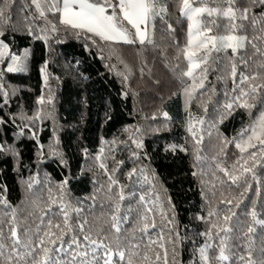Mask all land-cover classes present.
Wrapping results in <instances>:
<instances>
[{
    "label": "snow or ice",
    "instance_id": "6c2138e0",
    "mask_svg": "<svg viewBox=\"0 0 264 264\" xmlns=\"http://www.w3.org/2000/svg\"><path fill=\"white\" fill-rule=\"evenodd\" d=\"M15 2L0 0V177L12 171L23 177L24 172L29 171L28 178H21L20 183L28 194L30 207L23 211L13 207L5 195L7 184L0 183V206L3 208L0 213V264H182L179 257L186 240L193 246V255L198 256L192 264H235V257L240 264H264V236L259 238L258 245L256 238V227L264 229V219L260 218L264 216V72L257 70L245 74L243 71L250 67L249 60L244 58L249 43L253 49L250 59L256 63L254 57L260 55L262 61L258 67L264 69V52L257 43L264 41V0H247L243 7L237 0H175L173 4L177 21L186 22L184 44L173 39L175 69L182 84L187 113L182 126L194 143L193 168L196 170L191 172V176L199 181L201 198L209 205L206 214L201 209L200 214L194 215L193 219L206 227L203 231L197 229L192 238L188 237L187 230L184 234L179 231L171 196L161 198L156 194L160 181L151 168L152 157L145 148V128L139 124L128 125L123 129L127 134L124 140L100 137L99 154L83 143L82 138L72 151L71 141L65 144L62 140L64 126L58 122L56 101L49 83L53 77L49 65L53 62L54 44H64L72 39L80 42L82 49L90 55L113 61L118 58L115 56L117 48L124 45L156 47L157 21L163 26L162 33L175 37L176 27L170 19L168 0H30L23 6L24 14L18 20L14 18ZM38 21H43V24ZM246 21H250L253 28L257 23L261 25L259 34L251 39L246 34L243 23ZM20 37L30 43L16 44ZM32 42L43 45L44 58L38 69L41 91L33 105L28 106L24 95L26 89L10 85L8 77L30 72L34 56ZM105 48L108 55H105ZM181 61L184 62L183 68ZM75 64L76 75L79 76L80 61H75ZM105 67L112 71L117 65L110 62ZM124 67L128 66L125 64ZM210 72L217 74V81L225 82L224 102L218 103L211 117L208 116L207 105L202 102L204 117L193 116L190 111L192 100L201 90L207 91ZM116 75L121 76L122 84L130 78L119 71ZM55 79L59 81L60 78ZM212 87L214 94L215 87ZM121 95L127 99L129 92L124 90ZM208 102H211V97ZM238 108L248 113L249 123L229 137L218 126ZM162 116L164 120L160 126L149 125L148 130L154 134L169 131L172 117L168 111H163ZM144 119L154 121L157 115ZM108 120H111L110 115L105 116V121ZM46 130L47 138L43 136ZM206 137L213 153L210 157L203 155ZM120 145L130 149L128 159L133 165H139L125 174L130 185L136 177L134 183L137 187L130 186L127 192L117 175L125 164L124 159L116 158V148ZM229 147L236 150L230 166L222 164L220 159H227ZM164 151L187 154L188 148L186 144L171 143L165 146ZM77 153L85 161L96 162L106 178L104 184L98 175L94 174L91 179L94 185L106 191L110 208L104 222L106 227H97L86 216L80 215L84 212L82 201L78 200L70 212L71 201L65 200L70 180L74 178L72 160ZM26 158L32 163H25ZM108 159L113 162L111 167L106 162ZM208 161L211 166L205 172ZM49 164L67 172L55 185L59 193L56 197L52 195L53 180L41 167ZM31 168H35V172H31ZM85 171L92 172V168L79 167L80 176ZM206 175L221 185L228 182L236 189H243L241 200L235 202L234 198L221 193L220 204L225 207H211V201L207 200L204 192V185L209 182L204 179ZM145 185L153 194L152 199L146 198L148 192L139 191ZM215 187L213 183L212 188ZM38 189L46 191L47 197L37 195ZM138 192L136 229L147 234L150 228H157L155 217L150 219L148 215L153 213V206L158 205L162 218L158 238L152 240L149 236L150 243L143 251H138L140 243L130 244L122 235L121 227L122 222L128 220V217L120 215L123 202L136 197ZM246 192H252L253 197L243 209L241 219L236 210L240 209ZM89 198L95 201L94 196L85 197V200ZM128 212H133L131 206ZM71 213L76 217L73 218ZM104 215L100 213L101 217ZM165 227L167 236L164 235ZM196 236L204 237L201 244L196 243ZM243 238H247L246 252L242 244L230 243Z\"/></svg>",
    "mask_w": 264,
    "mask_h": 264
},
{
    "label": "trees",
    "instance_id": "16d2710c",
    "mask_svg": "<svg viewBox=\"0 0 264 264\" xmlns=\"http://www.w3.org/2000/svg\"><path fill=\"white\" fill-rule=\"evenodd\" d=\"M174 2L175 0H168L169 11L171 13L170 19L174 27H176L175 37L171 34L166 35L162 33L161 29L163 26L157 21L156 47L151 45L142 47L124 45L117 48L115 53V56L118 57L117 59L107 61L101 60L98 55H90L82 49L80 42L72 39H68L64 44H54V52L52 54L53 62L49 65V71L53 74V77L50 78L49 83L56 101L55 110L58 122L64 126L61 132L62 140L65 144L71 141L72 151L78 147V141L82 138L83 143L88 145L94 153L99 154L100 137L109 140L116 137L124 140L127 138V134L123 133V129L128 125L136 126L139 124L145 128L147 132L143 137L145 148L147 149L148 155L152 157L151 168L158 174L160 181L157 183L156 194L161 198L171 196L172 202L175 204L179 231L184 234L187 230L188 237L192 238L193 233L197 229L203 231L206 227V225L195 221L193 219L194 215L200 214L201 209L206 214L209 205L205 199L201 198V185L199 181L191 176V172L196 170L193 168L194 143L182 126V123L187 119V113L182 96V84L177 77V70L175 69L176 49L173 47V39H178L181 45L184 44L186 40V22L181 23L177 21V12L173 7ZM29 3L30 0H16L13 5L15 19L18 20L23 16V6ZM237 3L240 7H243L247 3V0H237ZM38 23L43 24V21H38ZM243 23L246 25V34L250 39L253 35L259 34L261 28L259 23L256 24L255 28H253L250 21ZM15 43L28 44L30 42L20 37ZM257 43L261 51L264 52V41H257ZM31 46L34 56L30 72L20 76L10 74L8 77L10 85L20 86L26 89L24 95L28 106H32L36 97L40 94L42 84L38 69L44 58L42 44L32 42ZM246 49L244 58L249 60L250 67L247 69H243L242 65L239 67L243 69L245 74H251L257 70L264 72V69H259L258 67L259 62L262 61V57L257 54L254 57L256 63H253V60L250 59L253 57V49L250 43L246 45ZM105 55H108L107 48H105ZM237 59L239 60V58ZM75 61H80L78 65L79 76L76 75L77 66ZM121 61H123V64H121ZM110 62H114L117 68L109 71L105 65ZM70 64L72 65L71 68L69 67ZM125 64L128 66L127 68L124 67ZM180 66L181 68L184 67L183 61L180 62ZM117 71L128 74L130 77L129 80L122 84L121 76L116 75ZM216 75L215 72L209 73L207 91L201 90V92L196 94V98L192 100L190 111L193 116L204 117L205 114L201 107L202 102L208 107L209 117L214 115L218 103L222 104L224 102L223 92L225 90V82L217 81ZM239 75L240 73L238 71L237 80H239ZM55 77H59V81ZM212 86L215 87L214 94ZM230 86L229 83V88ZM124 90L129 92L127 99H124L121 95ZM45 95L47 96V90H45ZM209 97H211L210 103L208 102ZM163 111H168L172 117V122L169 125L170 130L154 134L148 130V126H160L164 120L162 116ZM153 114L157 115L156 120L144 119V117L150 118ZM106 115H110L111 120L106 122ZM248 123V113L238 108L218 127L221 132L232 137L243 127H246ZM45 128H48L47 124ZM43 136L47 138V130L43 133ZM171 143L186 144L188 153L177 152L173 154L171 152H165V146ZM203 147L205 149L203 155L210 157L213 153L209 148V140L207 137L205 138ZM227 152L229 153L227 159H220L222 164L230 166L235 159L234 153L236 150L233 147H229ZM107 154L108 147L106 146L105 156ZM129 154L130 149L125 148L124 145L116 148V158L125 160L121 172L117 175L119 176L120 182L125 185L126 192L130 186L137 187L134 183L136 177H133V183L130 185L125 175L126 172L134 166L139 167V165H133L128 159ZM106 162L110 167L113 164L110 159ZM25 163L31 164L32 162L26 158ZM78 166L84 169L92 168V172L85 171V174L80 176ZM210 166L211 162H206L205 172L208 171ZM4 167L7 168V165H4ZM41 167L50 174L53 180L52 195L56 197L59 193L56 192L55 185L61 180L63 175H67V172L51 164L42 165ZM30 171L35 172V168H31ZM72 172L74 178L70 180L68 185L69 191L65 196V200L71 201L70 212L71 207L77 206V201L80 200L83 202L81 206L84 208V212L80 215L86 216L97 227H106L107 225L104 222L108 219L107 213L110 211L106 191L100 189L99 185H94L91 182L95 174L99 176L102 184L106 183V178L99 171L98 164L94 161L83 160L79 153H77L75 159L72 160ZM28 176L29 171H25L23 177L17 176L12 171L7 176L0 177V183L7 184V192L5 195L9 203L20 211L30 207L28 194L26 193L25 187L20 183L21 178L27 179ZM41 178L43 179V172ZM204 179L209 181L204 185V192L207 200L211 201V207H225L220 204L221 193H225L227 198H234L235 202L241 200L240 193L243 189H236L234 186H230L228 182L221 185L219 181L208 175ZM213 183L216 185L214 189L212 188ZM139 191L148 192L147 199L153 198V194L149 192L147 185L140 188ZM213 192H215V195H213ZM37 195L46 198L48 193L38 189ZM138 195L139 192L136 197H129L123 202L120 215L122 217H128V220L127 222H122L121 227L122 235L127 238L130 244L140 243L141 249L138 251H143L145 245L150 243L149 236L152 240L158 238L162 226V218L159 214L158 205L153 206V213H149L148 215L150 219L153 216L155 217L157 228H150L147 234L140 233L136 229L137 221L135 219V210L139 207ZM262 195H264V192H262ZM93 196L95 197L94 202L91 198L85 200V197ZM252 197V192H246L244 194L243 203H241L240 209L236 210L241 219H243L241 213ZM100 205L104 207L101 208ZM129 206L133 209L132 213L128 212ZM165 210H168L167 205H165ZM2 212L3 208L0 206V213ZM101 212L105 213L102 217L100 216ZM71 214L73 218L76 217L75 213ZM260 218L264 219V216ZM233 223H235V218ZM164 235L167 236V227L164 228ZM262 236H264V229L257 226V245L259 244V238ZM195 240L197 244H201L204 237L196 236ZM230 243L242 244L243 251L246 252L247 250V238L237 239ZM151 247L155 248L157 245H151ZM255 255L256 253L254 252V257ZM197 258V255H193V246L186 240L179 260L182 264H192V261ZM234 260L235 264H240L238 257H235Z\"/></svg>",
    "mask_w": 264,
    "mask_h": 264
}]
</instances>
